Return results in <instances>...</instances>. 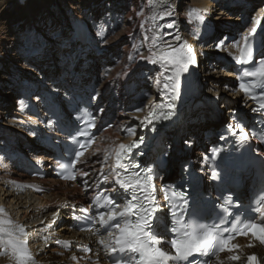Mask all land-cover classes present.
Returning a JSON list of instances; mask_svg holds the SVG:
<instances>
[{
    "label": "bare ground",
    "instance_id": "6f19581e",
    "mask_svg": "<svg viewBox=\"0 0 264 264\" xmlns=\"http://www.w3.org/2000/svg\"><path fill=\"white\" fill-rule=\"evenodd\" d=\"M103 1V5L109 1L106 4V7H108V10L111 9V0ZM138 1L139 4H141V0H136L135 4H137ZM180 1L181 0H173L172 7L175 15L170 19L176 20V25L180 29L181 33L183 36L188 38L189 43L193 47H200V50L203 52L208 45L210 48L208 47L206 49L216 51L214 55L210 54L205 56V60H207L205 65L207 66V64H211V66H215V68L211 69V67L209 69L211 71L205 72L204 75L208 77L207 74L209 72V77L207 78L208 84H206V86L213 89L212 91L214 94L223 99L224 103L228 106L227 112L229 114L227 115V118H231L232 113L234 112L244 116L247 111H254L250 100L242 96V94L234 91V84L231 82L227 83L225 88H223L224 86H222L220 81L215 79L214 76H218L215 74V72H217V68L218 71H220L219 68H226L225 70H228L229 73L225 77H229V75H231L233 68L232 64L219 58L217 53H226L231 56L238 54L244 44V36H249L253 29L264 32V11H258L253 14L247 10V8H241V2L243 0H225V6L218 9L216 8L221 6V0H192L191 3H186L187 8L182 11L180 7ZM256 1L257 0H245V2H248L249 5H253V3ZM48 2L49 0H31V2L30 0H0V16L5 14V12H3L4 10L8 11L9 6H14L18 7L17 10L21 20H23L26 16H29L30 19L34 18V20L30 21V23L27 25L29 35L34 33V37L29 36L27 38V40L30 42L29 47H22L24 45V38L21 37V31H23L22 29H17V31L12 34L13 41L11 44L5 45L4 48H1L0 45V86H3V88L0 90V95L5 96V99L0 100V128L1 126L3 128L5 126H16L20 132H24L26 134H29V131H33V129L29 127L25 117V105L29 101L28 98L31 96V94H34L35 97H33V99H38V88H36L34 85L26 86L24 84L27 82V80H29V78L34 76L30 73L31 69L34 68L37 73L46 76L49 81L60 86L64 85L67 87L68 83L77 86L85 82V79L76 77L70 80L66 79L61 82V78L67 74V71L70 73H79L78 66L80 64V60L78 58L74 66L72 65L70 70H67V67L70 66L69 60L72 58V55H74L72 49L74 47H77V49L79 48V45L76 42H73L72 35H68L69 22L74 16L85 19L90 24L92 32L94 29L98 32V35L100 36L99 40H102V38L105 36L107 27L104 21L101 23H96L95 21L91 22V17L93 18L95 16L90 13V16H88V12H91L92 9H95L98 6L100 7L101 4L99 5L98 0L94 1L88 12L87 10H84L85 6L82 5L83 2L80 3L81 6L79 7L76 5L77 2L73 3L72 0H51L50 2L52 4L50 5H52V8L49 6ZM124 2H128L129 4V2L132 1L124 0ZM38 4H42V6L45 7L43 12L48 18H51L49 21L44 22L42 18H39V15L37 14L38 12L36 10ZM142 4V12L150 13L152 11V7L150 6L152 4V0H142ZM123 5L124 3L122 6ZM231 5H235L233 10H231ZM260 6L261 4L258 5V7ZM101 7L103 8L104 6ZM189 9H195L196 11L192 13L191 16H189ZM114 10L112 9V12H114ZM67 11L70 13L68 14ZM215 12L218 13L215 15ZM56 13H58V16H63L62 20L64 25L59 26L58 29H56L57 25L53 22L55 20L57 21ZM198 15H203V22H200L197 19ZM250 15L253 16V20L248 23L249 19L251 18ZM131 22L132 20L129 18L128 24L130 25ZM41 23L45 26H43ZM54 25H56V27L53 28ZM129 25H126V28H128ZM220 25H224V29L226 28L225 30L229 32L237 31L240 28L238 36H236V38L232 37L230 41L231 43L228 45H226V43H228L230 39L227 38V36L224 40L221 39V37L211 39L212 37L218 35L219 32L217 29ZM52 30L53 32H51ZM143 33L144 30L141 28L142 36ZM63 39L65 40L64 42ZM15 41L18 43V45L15 43ZM34 41H37V44H35ZM221 42L223 46L222 48L218 49L217 44ZM237 44L240 45L239 48L237 47ZM91 45L92 49L93 47H96L102 51L100 42L97 41L95 34L92 36ZM144 49H146V53L148 55L149 51L145 41ZM36 52L40 53L38 58L30 56V53ZM53 53L60 55L58 57V63L55 60L54 63H52L53 60L51 57H49V55ZM262 54L264 56V51ZM96 55L97 51L94 50L93 52L92 50L90 59L93 62L94 69L96 68V63L100 60ZM141 56H143L141 49L133 47L132 50L129 51L128 59H125L122 62V68H133V70L135 69L136 72L137 70L142 69L144 71L142 72L143 74L149 70L150 75H152L151 86L147 90V86L142 84L134 93H129L127 88L123 86L120 88H115L117 95H112L105 105L111 111H114V108H117L113 118V126L104 131V133L99 137V142L97 145L87 154L85 159L87 164H81L79 176L73 183L61 182L53 178V176H47L45 179L39 180L40 182L46 183V185H48L50 188V190L47 191L43 197H39L38 195L30 192L21 191L15 188L14 182L24 180L25 174L16 168L15 161H8L5 159L2 156V151L0 149V209L4 210L3 213H0V221L6 222L11 220V227H15L17 225H32L31 230L34 233H37L41 230L46 231L42 239L34 243L38 255L33 264H42L51 261H53L54 264H68L69 262L74 264L75 261L72 259V257L85 256L84 250L88 246L93 247L94 253L96 251L105 250L104 246L99 243V240L104 239L103 237L93 234H77L70 227V223H67L64 219L62 222H60V224H51L50 221H47L45 225H37V223L45 216L50 220L51 215L57 211L60 212L61 216L68 215L70 213V204L72 203H85L88 199L86 194H88L94 188V186H96L101 181L99 173L102 164L100 162L94 163V161L102 160L105 155L110 154V150L114 148L120 141L128 140L132 136H138V130L136 133L131 135L125 131L127 128H133L134 124L138 120L135 119V117L140 118L143 115V113L140 114L133 110L135 104H138L140 101L137 95L142 92L150 93V91L153 92L154 90H157L158 87L155 83V75L161 73L160 65L153 67L139 66L138 68L137 64L142 61ZM7 60L12 62L10 66L7 65ZM15 66L18 68H15ZM3 80H6V83H4ZM105 82L106 81L103 83ZM103 83H101V88L103 89L102 92L107 93L111 87H109L107 83L105 85H103ZM15 94L16 96L18 95L16 99H14ZM225 94H228L229 96L224 98L223 95ZM13 101L14 104L16 103V105H18L17 108H12ZM148 103L149 101H147L145 104L148 105ZM4 104L6 105L4 106ZM200 107L199 101L192 102L187 112L185 124L187 130H190L193 123L198 124L200 127V129H197L199 130L197 132L198 134L202 133L204 128L208 127L210 124L209 120L206 122L205 120L201 119L202 117L200 116V112L204 111L207 116L217 115V118H221L218 114H210L207 109L200 111ZM211 113H214V111ZM13 121H16V123H13ZM4 131L3 129H0V142H7L8 145L12 147L13 153H28L33 156L40 164H43L44 158L42 157V154L44 152L41 150V147L39 146L40 143L38 141L25 136L20 137V133L19 131L17 132V130H14L10 133H6ZM111 158L112 156L110 154L109 159L103 164L104 173L110 171V167L107 166V163ZM200 164L201 163L199 162V165ZM93 169H95V171ZM83 172H87L88 176H83ZM2 226L7 225H0V227ZM35 237H33V239H35ZM60 238H70L76 241L72 251L67 252L64 255H58L56 253L57 250H62V248L57 244V240ZM2 247L3 246H0V253H6L5 255H0V259L3 264H17V261L13 258V256H11L7 251L1 250ZM220 260L223 261V264H241V262H233L230 260L227 261L223 258ZM215 264H218V262Z\"/></svg>",
    "mask_w": 264,
    "mask_h": 264
},
{
    "label": "snow or ice",
    "instance_id": "6c2138e0",
    "mask_svg": "<svg viewBox=\"0 0 264 264\" xmlns=\"http://www.w3.org/2000/svg\"><path fill=\"white\" fill-rule=\"evenodd\" d=\"M157 5H159L160 10L154 11L153 15L150 16L149 19L152 22L172 18L175 15L170 2L164 5L160 4V0H153L150 6L155 9ZM195 11V9H189V16ZM137 15H143V12L137 13ZM197 19L203 22L204 17L198 15ZM175 26L176 20L169 19L167 23L157 24L155 29H148L143 33V40L150 45L148 49L150 54L147 57L141 56V60L165 68L171 67L173 75L167 77L162 84L164 91L170 90L172 93V102L166 106L168 110L165 111L163 107L157 105H148L149 112L143 120H140V127H147L148 124L160 119L168 120L174 115V101L178 99V78L188 73L190 68L199 66L196 52L187 40H182L179 34L173 35L171 32L162 31L164 28L172 29ZM143 27L144 24L142 23L141 28ZM252 33H255V29L252 30ZM169 36L171 40L165 38ZM243 41L244 47L241 49V56L236 58L241 64L247 63L251 56L249 50L250 36H244ZM104 42L106 43V40ZM173 42L180 43L174 44ZM222 46V42L217 44L218 49ZM237 47L239 48L240 45L237 44ZM259 64L260 67L257 71H245L244 76H258L264 82V59H261ZM161 76H163V71L155 80L158 88L161 87ZM239 88L245 94L250 93V86L245 83H240ZM261 95L264 97V89L261 90ZM137 111H143V108L137 109ZM135 119L139 120L140 118L135 117ZM85 123L87 128L80 129L78 135L87 139L84 143L77 142L78 147L73 152L69 163L59 165L61 170L68 173L62 175V179L75 180L76 175L72 169L78 163L87 164V161L81 160V157L84 156L87 148L95 140L90 132V129L95 128V120L93 118L91 121H85ZM235 127L240 128L241 133H244L242 125L237 124ZM125 131L131 135L135 133L136 129L127 128ZM243 139H248L246 133H244ZM143 143L144 140L141 137L130 145L119 144L118 149L115 151V163L110 168V171L115 173L113 191L118 186L124 194L123 201L118 202L119 194L116 198H113L110 193L105 196L104 192L108 190L103 189L94 197L95 207L103 209V211H97L95 217H89L87 216V210L82 209L85 216L77 217V219H88L89 222L94 221L106 227L109 239H101L99 243L112 253L120 254L115 264H197V257H207L208 259L204 261V264H209L212 258H215L218 264H223L219 253L232 252L233 249L239 247V245L232 243L236 235L246 236L251 233L253 237L264 244V213L259 216L262 223L257 224L254 220L237 221L233 223L230 230L221 229L217 224H202L191 217L186 220L185 213L189 204L188 193L187 191L171 189V195L165 192L164 199L169 208L168 214L172 218L170 220L172 226L169 229L172 238L167 242L172 251L162 247L161 245L165 241L158 231L159 222L156 215L161 211V206L156 198L155 180L157 176L151 167L141 170L139 162L132 158L133 150L139 149ZM109 155H105L102 160L94 161V163L100 162L102 164L99 174L104 184L109 182V177L103 169V164L109 159ZM93 170L95 171V169ZM82 175L86 177L88 173L83 172ZM211 178L216 180L219 177L213 172ZM261 201L264 202V197H261ZM231 203L232 201L229 198L227 204L230 206ZM3 211V209H0V213H3ZM221 211L222 219L223 216L231 215L228 207L222 208ZM5 224L7 226L0 227V246H10L12 256L17 264H32L33 256L25 242L20 240L19 236H14V229L11 227L12 221H0V225ZM19 232L26 234L22 226L19 227ZM226 232H228L227 235ZM5 235L8 237L7 239H4ZM57 243L60 242L57 241ZM5 254L0 253V255ZM72 259L76 260L77 258L73 256ZM229 259L239 260L240 257L232 255ZM256 259L255 256L248 257L250 264Z\"/></svg>",
    "mask_w": 264,
    "mask_h": 264
},
{
    "label": "rangeland",
    "instance_id": "374dc122",
    "mask_svg": "<svg viewBox=\"0 0 264 264\" xmlns=\"http://www.w3.org/2000/svg\"><path fill=\"white\" fill-rule=\"evenodd\" d=\"M50 1L51 0H49L48 4L52 8V5H50L52 3ZM98 1H99L98 2L99 5L101 4L100 7L98 6L95 9H92L91 12H88L91 8V5L94 3L93 1H91V0H72L73 3L77 2L78 4L76 3V5H78L79 7L81 6L80 3L83 2L82 5L85 6L84 10H87L88 16H90V14H92L93 16L96 17V18L91 17V19H90L91 22L95 21L96 23H98V22L101 23L102 21H104V23L106 24V27H107L106 33H105L104 38H102V40H99L100 36L98 35V32L94 29V33H96L95 37L97 38V41L100 42V46L102 47V50L104 49L103 54H102V58H103V64H105V65H103L104 68L101 67V69H99V74H98L99 76L98 77H99V80L102 81V83L104 81H106L105 83H103V85H105L107 83L109 85V87L117 88L115 86L112 87L113 85L111 84V82L113 84H117L119 82V80L121 79V74H122L121 70L123 69L122 68V62L125 59H128L129 51L132 50L133 47H137L138 49H141L142 55L144 57L147 56L146 49H144V40L142 41L143 36H141V29L139 28L141 26V24L144 22V20L147 18V12H143V15H137V13L142 12V9H143L142 0H141V4H139V1L137 4H135L136 0H131L133 3L129 2V4H128V2H124V0H111V9H109V10H108V7H106V4L109 1L107 3H105V5H103L104 4L103 0H98ZM224 1L225 0H221V6H218L216 9L223 8L225 6V2H226V1L225 2ZM30 2H31V0H30ZM187 2L191 3L192 0H181L180 1V7H181L182 11H184L185 8H187V4H186ZM114 3H115V5H114ZM123 3H124V5L122 6ZM260 4H261V6L258 7V5H260ZM39 5L40 4H38V7L36 8V10L38 12L37 14L39 15V18H42L44 20V22L49 21L51 18H48L45 15V13L43 12L45 7H43L42 4L40 6ZM118 5H120V6H118ZM101 6H104V7L102 8ZM244 6H247V5H244ZM17 8L18 7L9 6L8 11L4 10L3 12H5V14H2L0 16V45H1V48H4L5 45L12 43V41H13L12 34H14L17 31V29L23 30V31H21V33H22L21 37L24 38V45L22 47H29L30 46V42L27 40V38L29 36L28 35L29 30H27V25L30 23V21L34 20V18L30 19L29 16H26L23 20H21V17L19 16V12H18ZM114 8H115V10H114ZM246 8H247V10H249L253 14L255 12H258V11H263L264 2L262 4L261 1H257L253 6L246 7ZM112 9L114 10V12H112ZM219 12H220V10H219ZM67 13L69 14L70 12L67 11ZM216 13H218V12H215V15H216ZM245 16H246V14H245ZM250 16H251V18L249 19L248 23H250L253 20V16L252 15H250ZM56 17H57V21L55 20L56 22L55 21H53V22L57 25L56 29H58L59 26L64 25L63 20H62L63 16L62 15L58 16V13H56ZM128 17L132 20L130 25L128 24V22H129ZM127 19H128V21H127ZM42 25L45 26L44 24H42ZM56 25H54L53 28L56 27ZM126 25H129V27L126 28ZM239 31H240V28H239V30L234 31V32L233 31L229 32L226 30L224 31V28L221 27V31L218 33V35L212 37L211 39L221 37V39L224 40L225 35H226L227 38L230 39L229 42L227 43V45H228L231 41V38L232 37L236 38V36L239 34ZM51 32H53V30ZM187 32H188V30H187ZM105 40H106V43L104 42ZM64 41L65 40L63 39V42ZM15 43L18 45V43L16 41H15ZM206 47L210 48V46H208V45ZM209 50L210 49L207 50L208 53H212V54L215 53V51H212V50L209 51ZM73 53L74 54L76 53V49L74 50ZM57 56H58V54H56V53L52 54V60H56ZM6 62H7V65H9V66L12 64V62L9 60H7ZM6 62H5V64H6ZM72 62L73 63L75 62L74 56H73ZM210 68H211L210 66L204 67L203 68L204 74L207 71H211V70H209ZM213 68H215V67H213ZM125 69L127 70V68H125ZM142 72H144V71L142 69H139V70H137V72L135 74H139L140 76H142V78H144L145 74H147L148 76L145 79H143L144 82L141 81L139 83V85L137 86V90L139 89L140 85H142V84L147 86L146 88L148 90V88L151 86L152 75H150L149 70L146 71L145 74H143ZM224 74H225L224 70L222 72V69H221V71H219L217 73L218 76H214V78L217 79L218 81H220V83L226 84V82H225L226 77L224 76ZM207 75L209 77V72ZM204 77H205V75H204ZM136 80L138 83L139 79H136ZM3 81H4V83H6V80H3ZM216 84H218V83H216ZM2 88H3V86H0V90ZM118 88H120V87H118ZM17 96L15 94L14 99H16ZM225 96L228 97V95H225ZM3 99H5V96L0 95V100H3ZM5 105L6 104H4V106ZM14 107L16 108L15 105H13L12 108H14Z\"/></svg>",
    "mask_w": 264,
    "mask_h": 264
}]
</instances>
